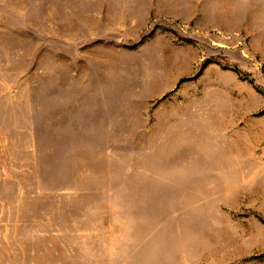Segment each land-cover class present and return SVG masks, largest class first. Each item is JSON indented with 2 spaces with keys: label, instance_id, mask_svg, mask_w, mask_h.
I'll use <instances>...</instances> for the list:
<instances>
[{
  "label": "rangeland",
  "instance_id": "rangeland-1",
  "mask_svg": "<svg viewBox=\"0 0 264 264\" xmlns=\"http://www.w3.org/2000/svg\"><path fill=\"white\" fill-rule=\"evenodd\" d=\"M0 264H264V0H0Z\"/></svg>",
  "mask_w": 264,
  "mask_h": 264
}]
</instances>
